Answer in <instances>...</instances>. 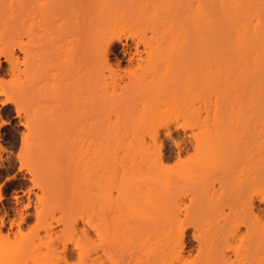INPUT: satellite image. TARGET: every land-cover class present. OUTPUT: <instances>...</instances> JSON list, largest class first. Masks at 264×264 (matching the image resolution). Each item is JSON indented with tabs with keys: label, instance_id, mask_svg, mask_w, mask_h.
<instances>
[{
	"label": "bare ground",
	"instance_id": "obj_1",
	"mask_svg": "<svg viewBox=\"0 0 264 264\" xmlns=\"http://www.w3.org/2000/svg\"><path fill=\"white\" fill-rule=\"evenodd\" d=\"M126 1L0 0V170L25 183L9 209L0 173V264H264V0ZM116 108L136 140L110 142Z\"/></svg>",
	"mask_w": 264,
	"mask_h": 264
},
{
	"label": "rangeland",
	"instance_id": "obj_2",
	"mask_svg": "<svg viewBox=\"0 0 264 264\" xmlns=\"http://www.w3.org/2000/svg\"><path fill=\"white\" fill-rule=\"evenodd\" d=\"M128 1V0H127ZM126 1V2H127ZM141 1V0H140ZM140 1L138 2L139 4H141L140 3ZM128 2H130V1H128ZM131 2H133V4L132 5H134L135 4V6L136 7H142V9H143V7H144V5L142 6V5H139L138 3H137V1L136 0H132ZM130 2V3H131ZM144 4H146V2H143ZM125 4H127V3H125ZM124 4V5H125ZM137 5H139V6H137ZM128 7H126V6H124V13H126V9L127 8H129V5H127ZM134 6V7H135ZM130 7H132V6H130ZM133 8V7H132ZM137 8V9H138ZM145 8V7H144ZM131 9V8H130ZM135 9V8H134ZM123 10V9H122ZM133 10V9H132ZM141 10V9H140ZM145 10V9H144ZM118 11H120V10H118ZM127 11H129V10H127ZM136 12V11H135ZM137 12H138V10H137ZM131 13V12H130ZM133 13V12H132ZM139 13H140V11H139ZM121 14V13H120ZM123 14V13H122ZM121 14V15H122ZM118 15V16H117ZM117 15H115V16H117V18L119 17H121L120 18V20L118 21V19L117 18H115V20L117 19V21H115V20H113V22H115V23H111V27L109 26L108 28H109V30H113L112 32H115L114 34L115 35H119L121 38H122V40H123V42H125L126 40H128L129 39V41H133L134 39L133 38H136L139 34H141L142 33V29H143V27H142V23H141V21H139V19H136V17H134L135 16V14H131L130 16H131V20L133 21H131L130 20V16H129V14L126 16V17H124V15L125 14H123V16H119V14H117ZM137 15H138V13H137ZM123 17V18H122ZM135 18V20H134V18ZM137 20V21H136ZM133 23V24H135L133 27H131L133 24L131 23V22ZM135 21V22H134ZM139 21V22H138ZM144 22V21H143ZM141 23V24H140ZM115 26V28L113 29V27ZM139 25V26H138ZM144 25V24H143ZM135 28H137L138 29V31L135 29ZM116 29V30H115ZM103 30V29H102ZM109 30H108V32H107V29L105 30L104 29V33L106 34V35H110V33H112L111 31L109 32ZM115 30V31H114ZM139 30H141V33H140V31ZM144 31V30H143ZM136 32V33H135ZM100 33H103L102 31H100ZM135 33V34H134ZM138 33V34H137ZM112 36H113V34H111ZM99 36H101V34H99ZM98 36V37H99ZM136 36V37H135ZM133 37V38H132ZM131 39V40H130ZM117 55H118V57H121V54L120 53H115V54H111L110 55V62L112 63V65L113 64H116V62H117ZM127 67H128V65L127 64H124L123 66H122V70H125V69H127ZM127 72L128 71H130V70H126ZM126 72V73H127ZM4 79V81H5V83H6V81H7V83H9V82H11V79H10V77L8 76H4L3 77ZM10 79V81H8L9 79ZM203 98V97H202ZM202 98H200V100L199 101H201V104H200V106L202 105H204V102L206 101V102H209L211 99H213V102L214 101H216L217 100V98L214 96V97H204L203 99ZM221 98V99H220ZM222 98H224V97H222L221 95H220V93H219V90H218V104L217 105H209V104H207V110L205 109V108H202V113L200 114V116L202 117L201 119V121H203V122H206L205 123V127L207 126L208 127V129L210 128L211 129V126L213 125L214 126V124H216V125H218V108H220V107H226V106H229V101L227 100L226 101V103H224L223 102V99ZM216 99V100H215ZM203 102V103H202ZM195 103V102H194ZM199 103V102H198ZM162 106H160V105H158V106H160V107H158V106H156V109H161V107H164V108H162L161 110H164V111H166V109H167V107L165 106V103H163V102H161L160 103ZM197 107H199V105L197 104ZM223 108V109H224ZM9 110H10V108L9 109H7L6 110V114L8 115L9 114ZM113 110V109H112ZM112 110H110L111 112H112ZM115 110H117V108L115 109ZM113 111V113L112 114H110V112H109V114H110V119H111V125H110V132H109V134H110V142H122V141H126V140H129V141H133V140H136L137 138H135L134 137V131H135V129H133V128H127L126 127V120H127V122H128V116H127V114H125L127 111L126 110H123V108H119V111L117 110V111ZM168 110V109H167ZM7 111H8V113H7ZM172 112V111H171ZM175 113V112H174ZM172 114H173V112H172ZM230 115V114H229ZM174 116L176 117L177 115H176V113L174 114ZM227 116V115H226ZM232 116H234V115H232ZM174 117V118H175ZM222 117V116H221ZM237 117V116H236ZM206 120H205V119ZM6 119H8V117H6ZM231 119V118H230ZM227 120H229V118L227 117ZM202 122V123H203ZM226 124L228 123L226 120L224 121ZM230 122V121H229ZM232 122H234L233 120H232ZM224 123V124H225ZM176 124H178V123H175V124H173L172 126L175 128V130L173 129V127H172V133H173V136H174V138H176V139H179V137L180 138H183L184 137V133H183V131H181V130H177L176 129V127H177V125ZM233 124V123H232ZM202 125H204V124H202ZM219 125H220V122H219ZM219 125H218V127H219ZM223 125V124H222ZM221 125V126H222ZM234 125H235V123H234ZM237 125V124H236ZM176 126V127H175ZM225 126V125H224ZM227 126V125H226ZM230 126V125H229ZM238 126H239V124H238ZM241 126H243L242 124H241ZM248 126H250V125H246V126H244V127H248ZM252 126V125H251ZM254 126V125H253ZM205 127L203 128V126H202V129L201 130H203V132L206 130L205 129ZM206 127V128H207ZM233 127V126H232ZM235 127V126H234ZM255 127V126H254ZM257 127V126H256ZM213 128V127H212ZM230 128H231V126H230ZM235 128H237V127H235ZM240 128V127H239ZM242 128V127H241ZM249 128V127H248ZM219 129L220 128H218V131H219ZM228 129H229V127H228ZM228 129H226V130H228ZM244 129V128H243ZM252 129H254V128H251L250 127V130L247 132L246 130H239V131H235L234 129H232V131H234V132H227L225 129V131H223V132H220V133H222L223 134V137H222V139H221V141H222V143L224 142V143H235V141H236V143H237V141H244V142H248V141H250L251 139L249 138V137H252V139L253 138H256L257 136V134L255 135L256 137H253V135L251 136V132L253 131ZM19 130V128H18V126H17V124H15V122H13V121H11L10 120V122H9V125L8 126H6L5 128H3L1 131H0V135H1V137H2V140H3V145L6 147V148H8V150L9 151H11V147H12V145H14V144H16V143H19V141H20V136H19V134H17V131ZM177 130V131H176ZM197 130H199V128H197L196 129V132H198ZM201 130H200V132H201ZM230 130V129H229ZM259 130V129H258ZM257 130V131H258ZM191 131V130H190ZM190 131H188L187 133L188 134H190L191 132ZM207 131V130H206ZM257 131H255V132H253V133H256ZM147 132V131H146ZM190 132V133H189ZM198 132L199 134H201V133H203V132ZM236 133V134H235ZM244 133V134H243ZM250 133V134H249ZM141 134V133H140ZM140 134H139V136H140ZM262 134V133H261ZM261 134H259L260 135V139H261ZM145 134L143 133V135H142V137L144 136ZM248 135H249V137H248ZM138 136V137H139ZM147 136V135H146ZM178 136V137H177ZM264 136V135H263ZM141 137V138H142ZM200 137V136H199ZM220 137V136H219ZM146 138H148V136L146 137ZM145 138V139H146ZM264 138V137H263ZM162 139H163V141L164 142H169L170 141V139H167V137H165V135H164V137H162ZM161 139V140H162ZM225 139V140H224ZM259 138L257 139H255L256 141L258 140H260ZM147 141H149V140H147ZM193 141V140H192ZM191 141V142H192ZM251 141H253V140H251ZM14 142V143H13ZM254 142V141H253ZM8 143V144H7ZM192 143H194V141L192 142ZM220 143V142H219ZM260 143H261V141H260ZM170 144H171V141H170ZM10 147V148H9ZM6 162V163H5ZM4 162V164H5V168L3 167V169H2V171L0 170V173H1V175H2V177H3V181H2V183H6L7 184V186H8V193H7V195H6V200H4V205L7 207V208H11L12 206H13V201H12V195H14L15 194V192H19V187H25V183L24 182H22V183H20V182H18L16 179L15 180H13V177H14V175L15 174H17V165L15 166V164H14V162L13 161H5ZM7 162H9V164L7 163ZM13 167H12V166ZM7 171V172H6ZM12 178V179H11ZM8 179V180H7ZM10 180V181H9ZM6 181V182H5ZM8 181V182H7ZM16 181V182H15ZM19 183H20V185H19ZM190 247H192V248H194L195 247V243H193V242H190Z\"/></svg>",
	"mask_w": 264,
	"mask_h": 264
}]
</instances>
